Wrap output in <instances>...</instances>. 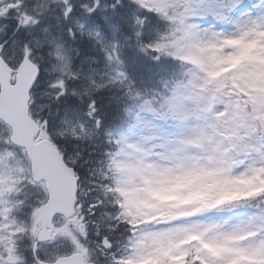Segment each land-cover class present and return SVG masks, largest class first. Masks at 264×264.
<instances>
[{"label":"snow or ice","instance_id":"snow-or-ice-1","mask_svg":"<svg viewBox=\"0 0 264 264\" xmlns=\"http://www.w3.org/2000/svg\"><path fill=\"white\" fill-rule=\"evenodd\" d=\"M0 264H264V0H0Z\"/></svg>","mask_w":264,"mask_h":264}]
</instances>
